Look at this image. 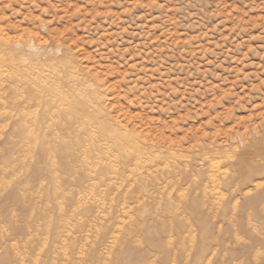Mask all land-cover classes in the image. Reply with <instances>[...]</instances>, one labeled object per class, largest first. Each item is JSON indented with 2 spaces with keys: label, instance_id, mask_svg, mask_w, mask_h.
<instances>
[{
  "label": "rangeland",
  "instance_id": "obj_1",
  "mask_svg": "<svg viewBox=\"0 0 264 264\" xmlns=\"http://www.w3.org/2000/svg\"><path fill=\"white\" fill-rule=\"evenodd\" d=\"M29 41L73 54L112 129L55 127L103 140L52 187L29 181V129L1 117L0 264H264V0H0V43Z\"/></svg>",
  "mask_w": 264,
  "mask_h": 264
},
{
  "label": "bare ground",
  "instance_id": "obj_2",
  "mask_svg": "<svg viewBox=\"0 0 264 264\" xmlns=\"http://www.w3.org/2000/svg\"><path fill=\"white\" fill-rule=\"evenodd\" d=\"M24 43V42H23ZM40 45V44H39ZM36 45L34 42L29 41L27 43H20V42H16V43H9V42H2L0 43V102L2 104L0 109V112H2L1 116H0V121L2 123V121H6L3 118L5 117L7 120H9L10 125L14 124L17 126H21V127H26L27 133L22 135V138L24 139V142L26 143V150L24 151V154L22 152V155L24 157H27L28 154L31 155V158L28 156V159L30 158L31 160L28 159H24V160H28L25 163V167L26 169L28 168L27 171V175L30 174V179L29 181L31 182H35V180L37 179L36 177H47L50 181V185L52 187L58 186L59 183V176L62 175V173H67L68 175L74 173V171H76L75 166L77 164V167L79 166L78 164L81 163L82 157H90L91 153L90 151H88L89 156H81L78 154V151L82 148V150H89L90 148L95 146V154H96V145H94V141L96 142V140L99 138L100 136H102V132H100V136H95V134L93 133L92 130H90V132L87 134V137L91 140H86L88 138H80L82 136L78 135L79 138H77V136H75L74 141H65V137L58 135L55 132V127H60L62 130H66L68 132V130L71 129H76L77 126H81L80 124L83 125V122L87 123V125H90L91 123L93 124V122H97L94 125H97L98 127H103L105 125V120H103L102 118H104V113H103V108L100 107L101 102H103L102 99H99V94L101 89H99V84L98 87L92 83H89L90 81H87L84 77L81 78L80 73H78V69L76 70L74 67H72V61L71 58H73V54L69 51V50H65L63 47L58 46L56 48H52V47H44V46H39ZM74 60V59H73ZM74 64V63H73ZM75 65V64H74ZM81 68V67H80ZM76 70V71H75ZM2 71H6L8 72L7 75H5L4 73H2ZM79 75V76H78ZM97 84V83H96ZM99 89V90H98ZM6 92L7 96H12V95H23L22 99L19 98V100H17L18 102H8V101H4L3 99H1V96L4 97V94H2V92ZM99 91V92H98ZM25 94V96H24ZM19 95L17 97H19ZM102 95V93H101ZM58 97V99H56ZM101 97V96H100ZM10 99V98H8ZM102 100V101H101ZM11 101V100H10ZM34 104V105H33ZM34 107L33 109H37L35 111H33L32 109H30L31 107ZM105 107V106H104ZM6 108H12V112H6L5 109ZM105 109V108H104ZM32 111V112H31ZM3 117V118H1ZM112 120V119H111ZM110 122V121H109ZM115 121L112 120V123H114ZM84 123V125H85ZM101 123V124H100ZM111 123V122H110ZM111 123V124H112ZM116 123V122H115ZM8 124V126H10ZM116 125V124H114ZM86 126V125H85ZM109 129L111 128V125L109 124ZM113 126V125H112ZM117 126V125H116ZM94 127V126H93ZM118 127V126H117ZM116 127V128H117ZM5 128V127H4ZM30 128H33L32 131ZM120 128V127H119ZM80 129V128H79ZM83 129V127H82ZM93 129V128H92ZM102 129V128H101ZM104 130V129H103ZM102 130V131H103ZM14 131V130H12ZM19 131V130H18ZM17 131V132H18ZM61 130L58 129V133H62L59 132ZM78 131V130H77ZM76 131V132H77ZM83 131V130H82ZM82 131H80L81 135H83ZM86 131V129H85ZM95 131V130H94ZM101 131V130H99ZM105 131V130H104ZM119 131V130H118ZM66 132V133H67ZM70 133H73L71 131H69ZM84 132V131H83ZM106 132V131H105ZM104 132V134H105ZM108 133V132H107ZM106 133V135H107ZM68 134V133H67ZM77 134V133H76ZM79 134V133H78ZM86 134V133H85ZM125 134V133H124ZM62 135H64V133H62ZM69 135V134H68ZM105 135V136H106ZM10 136V135H9ZM72 136V135H70ZM110 136L111 139L113 141H115L116 143H118V145L120 144V147H118L116 145V147L118 149L121 150V145L123 146V143H120L119 138H116V134L113 131H110V134L107 135V137ZM12 137V136H11ZM73 137V136H72ZM96 137H98L96 139ZM127 137V136H125ZM93 138H95L96 140H94ZM10 139V138H9ZM98 139V140H99ZM102 139V137H101ZM100 139V140H101ZM126 139V138H125ZM14 139H12L13 141ZM16 140V139H15ZM94 140V141H93ZM99 140V141H100ZM103 140V139H102ZM101 140V141H102ZM110 139L106 140L109 141ZM132 140V139H131ZM9 141V140H8ZM99 141H97L99 143ZM133 141V140H132ZM112 141H110L111 143ZM102 143V142H101ZM99 143V144H101ZM115 143V144H116ZM144 144V143H143ZM12 145L14 146L13 143H10L9 146ZM85 145V146H84ZM107 145V144H106ZM110 145V144H109ZM21 147V145H19ZM23 146V148L25 147ZM84 146V147H83ZM101 146V145H100ZM104 146V145H103ZM113 146V145H112ZM109 146V147H112ZM105 147V146H104ZM103 147V149H105ZM115 145L112 147L114 148ZM23 148L20 151H23ZM100 148V147H99ZM116 148V149H117ZM141 148V147H140ZM93 149V148H92ZM103 149H99L103 151ZM111 149V148H110ZM109 149V150H110ZM117 149V151H118ZM128 149V148H126ZM146 149V148H145ZM152 149V148H151ZM106 150V149H105ZM104 150V151H105ZM108 150V151H109ZM119 150V151H120ZM124 150V147L122 148L121 152ZM132 150V149H131ZM113 151V150H112ZM129 151V149H128ZM101 152V151H100ZM111 152V151H110ZM114 152V151H113ZM125 152V150L123 151ZM122 152V153H123ZM140 152V151H139ZM26 153H28L26 155ZM86 152H84L83 155H85ZM87 153V154H88ZM108 155L110 154L109 152H107ZM117 153V152H116ZM130 154L125 152V155H128L132 158V154L133 152L129 151ZM146 153V152H145ZM34 154V156H33ZM104 154V153H103ZM102 154V155H103ZM115 154V153H114ZM15 155V154H14ZM13 155V157H14ZM26 155V156H25ZM37 155V156H36ZM79 155V156H78ZM101 155V156H102ZM112 155V154H111ZM117 155V154H116ZM135 155V154H134ZM148 155V154H147ZM20 156V155H19ZM59 157L61 159V163L60 166H58V164H56V158ZM98 154V157H101ZM110 156V155H109ZM139 156V155H138ZM114 157V156H113ZM117 157V156H116ZM127 157V156H126ZM164 157V156H163ZM23 157H21L20 159H22ZM97 158V156H96ZM103 158V157H102ZM100 158V159H102ZM117 158L120 159V157L118 156ZM129 158V157H128ZM166 158V157H165ZM18 159V158H17ZM109 159H112L111 157H109ZM107 159V160H109ZM137 159V158H136ZM141 159V158H140ZM6 162L7 161H12L14 160V158L11 160L10 158H6L5 159ZM80 162L78 163L77 161ZM95 160V159H94ZM114 160V159H113ZM117 160V159H116ZM122 160V159H121ZM144 160V159H143ZM17 161V160H16ZM23 161V160H22ZM84 161V160H82ZM86 161V158H85ZM89 161V160H88ZM98 161V160H97ZM106 161V160H104ZM118 161V160H117ZM117 161H113V162H117ZM120 161V160H119ZM134 161V160H132ZM167 161V160H166ZM77 162V163H76ZM103 162V160H102ZM141 162V161H140ZM139 162V163H140ZM216 162V161H215ZM221 162V161H220ZM16 163V162H14ZM20 163V162H18ZM23 162H21L22 164ZM92 163V162H91ZM95 163V162H94ZM99 163V161H98ZM101 163V161H100ZM111 163V162H110ZM134 165V162H132ZM218 162H216L217 164ZM19 164V165H21ZM24 164V163H23ZM84 164L86 165V163L84 162ZM108 164V163H105ZM104 164V165H105ZM119 164V163H116ZM115 164V165H116ZM121 164V163H120ZM136 164V168H138V164L137 162ZM215 164V163H214ZM13 165V162L12 164ZM14 165H18L17 163ZM82 165V163H81ZM99 167L103 166L101 164H98ZM154 165V164H152ZM93 166V165H92ZM91 166V167H92ZM107 166V165H106ZM132 166V165H131ZM146 166V164H145ZM19 167V166H18ZM80 167V166H79ZM78 167V168H79ZM82 167V166H81ZM85 167V166H84ZM109 167V166H108ZM129 167V165L127 166ZM135 167V165L133 166ZM141 167V166H140ZM143 167V164H142ZM160 167V166H159ZM8 168V167H7ZM103 168V167H102ZM106 168V167H105ZM114 168V166H113ZM118 168V166H117ZM126 168V167H125ZM9 169H14L16 170L14 167L11 166V168ZM93 169V168H92ZM112 169V168H111ZM132 169V168H131ZM130 169V170H131ZM140 169V168H139ZM136 170V171H139ZM149 169V168H148ZM219 169V168H218ZM22 168L19 171H21ZM78 170V169H77ZM86 170L88 171V169L86 168ZM85 170V171H86ZM90 170V168H89ZM95 169H93V172ZM110 170V169H108ZM113 170V169H112ZM117 171H120L118 169H116ZM125 170V169H124ZM127 170V169H126ZM129 170V172H130ZM143 169H141L142 171ZM227 170V169H225ZM8 172V170H6ZM17 171V170H16ZM23 171V170H22ZM25 171V170H24ZM80 171V170H79ZM114 172V173H117ZM145 171V170H143ZM260 172V170H258ZM262 171V170H261ZM5 172V173H7ZM10 172V171H9ZM90 172H92L90 170ZM92 172V173H93ZM102 172V171H101ZM127 174H129L128 171H126ZM133 171H131L132 173ZM13 173V172H12ZM22 174V172H20ZM88 174V172H86ZM108 173V171L106 172ZM11 174V172H10ZM104 174V173H101ZM100 175H97V177H101ZM112 174V173H111ZM6 175V174H4ZM92 175V174H88ZM116 175V174H115ZM126 175V174H125ZM130 175V174H129ZM133 176V175H132ZM23 177V176H21ZM98 177V179H99ZM106 177V176H105ZM110 177V176H109ZM107 177V179L109 178ZM112 177H114V174H112ZM117 177V175L115 176ZM117 179L119 182L123 181L122 183H124L125 179H120V177L123 176H119ZM125 178V176L123 177ZM129 178V177H128ZM137 178V177H136ZM140 178V177H139ZM213 179V177H211ZM17 179V178H15ZM102 179V178H101ZM114 179V178H113ZM112 179V181H114ZM138 179V178H137ZM211 179V181H212ZM248 179V178H247ZM96 180V177H95ZM100 180V179H99ZM109 180V179H108ZM107 180V181H108ZM111 180V179H110ZM115 180V181H117ZM252 180V179H251ZM19 181V180H18ZM22 181V180H21ZM93 181V180H92ZM102 182V180H100ZM114 181V182H115ZM128 181V180H127ZM130 181V180H129ZM135 181V180H134ZM143 181V180H142ZM15 182V181H14ZM20 182V181H19ZM61 182V181H60ZM96 182V181H95ZM99 182V181H98ZM111 182V181H110ZM120 182V183H121ZM139 182V181H138ZM253 182V181H252ZM94 185V182H91ZM119 183V186H120ZM122 187H124L122 184ZM142 183V182H141ZM18 184V183H17ZM88 184V183H87ZM98 184V183H97ZM95 184V185H97ZM106 184H109L106 183ZM132 184V183H131ZM145 184V183H142ZM89 185V184H88ZM94 185V186H95ZM111 186V183L109 184ZM115 185V184H114ZM113 185V186H114ZM136 185V184H135ZM147 185V184H146ZM219 185V184H218ZM19 186V184L17 185ZM24 186L23 182L21 187ZM77 186V185H76ZM85 186V185H84ZM92 186V185H91ZM90 186V187H91ZM93 186V187H94ZM107 186V185H105ZM117 186V184H116ZM96 187V186H95ZM100 186L98 185L96 188H99ZM112 187V186H111ZM24 188V187H23ZM125 188V187H124ZM207 188V187H206ZM218 188V187H217ZM216 188V189H217ZM26 189V187H25ZM91 189V188H90ZM24 190V189H23ZM55 190V189H54ZM58 190V189H57ZM56 190V191H57ZM93 190V189H92ZM91 190V192H92ZM95 190V188H94ZM93 190V192H94ZM109 190V189H108ZM214 190V189H213ZM51 191V189H50ZM90 191V190H89ZM207 193V190H205ZM13 192V191H12ZM55 192V191H54ZM92 192V193H93ZM215 192V190H214ZM222 192V191H221ZM56 193V192H55ZM54 193V194H55ZM212 193V191H211ZM220 193V192H219ZM247 193V191H246ZM14 194V193H13ZM19 194V193H18ZM57 194V193H56ZM94 194V193H93ZM214 195V193H212ZM14 201L16 204H18V206H25L22 202V197H20L21 195H16L14 194ZM85 195V194H84ZM209 195V194H208ZM223 195V194H222ZM51 196V195H50ZM126 196V195H125ZM169 196V195H168ZM212 196V195H211ZM221 196V194H220ZM135 197V196H134ZM7 198V197H6ZM29 198V197H28ZM126 198H128L126 196ZM125 198V199H126ZM136 198V197H135ZM138 198V196H137ZM207 198V197H206ZM214 198V197H211ZM34 199V198H33ZM101 199V198H100ZM203 199V198H202ZM6 200V199H5ZM27 200V199H26ZM30 200V198H29ZM72 200V199H71ZM94 200V199H93ZM135 200V199H134ZM216 200V199H214ZM218 200V199H217ZM7 201V200H6ZM136 201V200H135ZM138 202H140L139 200H137ZM220 201H222V199H220ZM219 201V202H220ZM24 202H29V201H24ZM35 202V201H34ZM91 202V201H90ZM98 202V201H97ZM203 202V200H202ZM3 203V202H2ZM14 203V204H15ZM45 203V202H44ZM9 204V203H8ZM29 204V203H27ZM34 204V203H33ZM104 204V203H103ZM30 206V205H28ZM118 206V205H116ZM120 206V205H119ZM118 206V209H119ZM31 207V206H30ZM99 207V206H98ZM3 208V207H2ZM1 208V209H2ZM20 209V207H18ZM26 208V207H25ZM123 209V207H121ZM120 208V209H121ZM129 208V207H128ZM24 209V208H23ZM40 209V208H39ZM7 210V208H6ZM31 210V209H30ZM29 208L27 207L25 210H23L24 215L26 211H30ZM124 210V209H123ZM127 210V209H126ZM1 211V210H0ZM97 211V210H96ZM115 211V210H114ZM129 211V210H128ZM17 212V211H16ZM44 212V211H43ZM121 214V211H119ZM130 212V211H129ZM19 213V212H18ZM22 213V212H21ZM22 213V215H23ZM42 213V210L41 212ZM125 213V211H124ZM127 214V213H125ZM20 215V213H19ZM21 215V216H22ZM35 215V214H34ZM44 215V214H42ZM82 215V214H81ZM111 215V214H110ZM199 215V214H198ZM109 216V215H108ZM128 216V215H127ZM43 217V216H42ZM38 218V217H37ZM100 218V217H99ZM98 218V219H99ZM120 218V217H119ZM202 218V217H201ZM6 219V217L4 218ZM112 219V218H111ZM118 219V218H117ZM120 220V219H119ZM200 220V219H199ZM83 222V220H81ZM86 221V220H84ZM100 221V220H99ZM104 221V219H103ZM10 222V221H9ZM35 222V221H34ZM101 222V221H100ZM120 222V221H119ZM118 222V223H119ZM132 222V221H131ZM134 222V221H133ZM87 223V222H86ZM123 223H125L123 221ZM128 223V222H127ZM69 224V223H68ZM77 221H76V226H77ZM80 224H85V223H81ZM98 224V223H97ZM103 224V223H101ZM121 224V223H119ZM9 225V224H8ZM73 225V224H72ZM71 225V226H72ZM75 225V224H74ZM79 225V224H78ZM105 225V224H103ZM102 225V226H103ZM124 225V227L126 228L125 224H121V226ZM127 225V224H126ZM66 226V225H65ZM65 226H63L65 228ZM76 226H74V228H77ZM98 226V225H97ZM132 226V225H131ZM12 227V226H11ZM68 227V225H67ZM66 227V228H67ZM73 227V226H72ZM79 227V226H78ZM96 227V226H95ZM120 227V226H119ZM63 228V229H64ZM65 228V229H66ZM81 228V227H80ZM85 228V227H84ZM123 229V226L121 227ZM12 229V228H11ZM78 229V228H77ZM76 229V230H77ZM120 229V228H119ZM121 229V230H122ZM18 230V229H17ZM67 231L69 229H66ZM65 230V231H66ZM71 230L73 231L74 229L71 228ZM70 230V232H72ZM103 230V229H102ZM100 231L103 233V231ZM22 231V229L20 230ZM64 231V232H65ZM69 232V233H70ZM98 232V231H96ZM14 233V232H13ZM99 233V232H98ZM105 233V232H104ZM14 235V234H13ZM16 235V234H15ZM120 236H122L123 234L120 233ZM118 235V236H119ZM111 238V237H110ZM119 239V237H118ZM125 239V238H123ZM112 240V239H111ZM32 241V240H31ZM113 242V241H112ZM114 242H116L114 240ZM126 243V239L124 241ZM16 245V244H15ZM14 246V245H13ZM45 246V245H44ZM111 247L113 248V246H110V251L113 250L111 249ZM107 249V253L110 252ZM67 252V251H66ZM111 253V252H110ZM65 254V253H63ZM67 255V254H65ZM54 256V255H53ZM70 263V262H69Z\"/></svg>",
  "mask_w": 264,
  "mask_h": 264
}]
</instances>
